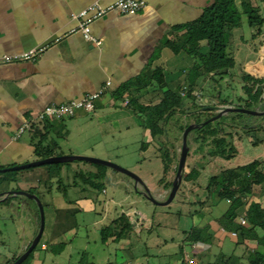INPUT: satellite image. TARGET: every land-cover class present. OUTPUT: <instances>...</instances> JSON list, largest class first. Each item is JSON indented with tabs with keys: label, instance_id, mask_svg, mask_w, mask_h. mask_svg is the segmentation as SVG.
I'll return each instance as SVG.
<instances>
[{
	"label": "crops",
	"instance_id": "1",
	"mask_svg": "<svg viewBox=\"0 0 264 264\" xmlns=\"http://www.w3.org/2000/svg\"><path fill=\"white\" fill-rule=\"evenodd\" d=\"M114 1L0 0V167L8 168L40 159L33 152V142L37 138L32 131H25L17 139L14 138L25 121L35 117L49 103L79 100L104 87L91 113L78 111L62 120L48 119L52 126L47 128V140L68 139L76 129L86 134L93 127L106 136L140 126L144 138L141 149L144 143H155L150 131L143 126L141 116L131 111L122 99H115L112 93L124 82L149 77L154 67L164 69L169 87L181 82L183 70L192 64V60L184 51L174 54L163 47L164 38L170 35L173 27L198 18L203 8L214 0H144L145 7L135 14L110 11L90 24V33L100 41L99 45L86 40L80 32L72 31L76 25V21L70 18L72 12H78L93 2L106 6ZM260 8L263 13L264 5ZM254 33L248 25L246 30L241 31L233 56L242 53V48L246 47L248 58L243 63V70L257 76L264 72V34L257 38L252 36ZM40 48L43 49L33 58L18 59L24 52ZM156 51L159 52L157 55ZM139 92L146 103H155L161 96L154 82ZM44 123L40 122V127ZM82 137L84 141L86 137ZM107 178L114 185L120 181L111 170ZM13 189L6 187L0 189V193ZM257 199L264 204V193ZM224 203L223 206L212 205L213 212L216 210L214 216L207 215L201 223L208 222L215 231L213 233H217L215 219L227 206ZM116 204L112 203L115 208ZM135 213L139 211L127 212L134 220L136 231L141 232L148 226V219H139ZM31 214V219H35V214ZM239 217L241 215L238 221ZM57 218L56 213H50V238L59 233L60 230L55 229L57 227L61 226L62 233L66 232L64 223H58ZM55 238L60 237L57 235ZM29 240H23L22 244L29 243ZM68 241L71 243L72 238ZM55 242H41L39 252L34 253L28 264H55L59 254L51 252L48 244ZM243 243L253 247L251 249L256 245L248 239ZM133 264L137 261L134 260Z\"/></svg>",
	"mask_w": 264,
	"mask_h": 264
},
{
	"label": "rangeland",
	"instance_id": "2",
	"mask_svg": "<svg viewBox=\"0 0 264 264\" xmlns=\"http://www.w3.org/2000/svg\"><path fill=\"white\" fill-rule=\"evenodd\" d=\"M245 22L246 19L243 16L242 26L234 29L233 53L234 47L238 44V36L243 29L246 30ZM261 33V35L264 34V24ZM261 35L255 37L260 38ZM243 48L242 53L235 54V67L230 74L224 75L218 86L221 98L227 97L235 103L237 98L243 95L239 76L243 72V63L248 58L246 47ZM262 68L264 70V67ZM190 101L185 99L187 103ZM198 101L206 103L205 99ZM224 108L225 106L217 105L215 110L218 113ZM227 113L229 112L224 114ZM223 119L220 126L229 129V125H223L228 123L229 119ZM258 123L261 124L260 128L251 131L252 136H248L241 128L242 126L231 123L233 143L237 150L236 156L231 159L207 160L208 157L203 156V151L197 153L193 151L197 144L192 143L183 173L198 163L205 167L201 169L196 181L182 180L173 200L167 205H155L148 199L149 196L145 195V192L156 200L168 195L169 189L164 188V183H159L163 175V162L159 156V148L161 147L163 152L170 147L171 143L177 153L175 160L177 164L181 135L175 131V122L169 126V129L173 131L168 136L163 135L159 141L151 145L144 144L142 149L141 143L144 138L143 128L140 126H135L128 131L112 132L106 136L93 127L89 128L86 134L76 129L71 138L57 141L60 145L57 149L58 153L96 157L132 171L143 181V184L136 185V189L133 179L120 172H114V176L122 181L116 185L110 183L107 178L110 169L106 166L105 178L99 180L103 184V190L100 191L97 185L92 187L86 184L83 179V176L87 177L86 174L81 177L76 176V173L94 171L97 168L94 163L79 160L63 163L60 165L62 166L60 174L52 177H49L47 165L0 173V189L9 187L14 190L17 188L23 191L30 188L36 190L44 204V231L35 252H39L41 242L57 241L53 243L57 244L53 252L61 253L55 264H79L81 259V264H133L134 260L137 264H248V253L253 247H247L245 243L239 242L241 238L233 235V232L221 231L214 226L217 233H213L214 230L210 229L214 240L212 237L209 243L202 244L187 241L185 231L192 226H200L207 215L214 216L216 210L213 212L211 206L214 205L215 199L213 195H208L205 189L210 175L222 169L250 163L255 159L264 161V118L257 119L252 126ZM80 136L86 137L84 141ZM190 138L191 136L189 141ZM253 140H257V143H253ZM82 142V145H78ZM147 147H150L149 150ZM174 176L175 172L170 171L167 180H172ZM196 201H205V203L202 205L199 202L194 203ZM12 202L13 207H11ZM113 202L117 203V208L112 205ZM223 203L224 201H220L217 204L223 206ZM1 204L3 203H0V264H6L15 253L20 251L23 240L31 239L35 235L37 220L31 219L32 211L27 208L28 206L25 208L19 205L17 200H12L9 204ZM28 205L32 210L35 207L32 202ZM136 211L139 213L134 215L139 216V219L142 217L143 220L148 219V226H145L143 231L130 232L117 243L107 245L101 243L98 230L100 227L110 223L119 213L127 214V212ZM53 212L58 215L56 219L58 223H64L66 232L62 233V227H57L55 229L60 230L59 233H54L50 238L49 216ZM57 235L60 238H55ZM71 238L70 243L68 240ZM59 243L64 244L63 248L58 246ZM48 244L50 248L52 243ZM255 247L264 253V246L255 245Z\"/></svg>",
	"mask_w": 264,
	"mask_h": 264
},
{
	"label": "trees",
	"instance_id": "3",
	"mask_svg": "<svg viewBox=\"0 0 264 264\" xmlns=\"http://www.w3.org/2000/svg\"><path fill=\"white\" fill-rule=\"evenodd\" d=\"M260 5H264V0H214L210 5L203 8L198 18L173 27L170 35L164 38L163 47L169 48L174 54L184 51L192 60V64L186 70H183L181 82L174 87H169L164 78V69L154 67L149 77L142 76L136 80L122 83L113 91V97L117 100H127L125 105L141 116L143 126L150 131L155 142L159 141L163 135L168 136L173 131L169 129V126L173 125L174 122L175 131L179 135H182L184 128L189 124L196 123L200 125L205 122L188 133L187 145L189 152L192 143H196L197 146L193 151L195 153L203 151V156L208 157L207 160L234 158L237 150L233 143V129L230 127H232L231 123L241 127L240 120L243 118V114L241 112H229L222 115L223 117L220 116L212 121H206L217 114L215 110L217 105L252 109L261 105L264 101L262 96L264 92V74L262 76H252L243 70L239 76L243 95L237 98L236 103L230 101L227 97L221 98L220 88H218L224 75L230 74V71L235 67L233 33L234 29L242 26V16H246L249 28L254 29L253 37L261 34L264 24V12L261 13ZM202 42H205V44H201ZM158 53L156 51V55ZM151 82L155 83L157 91L161 92V96L155 103H146L139 91L149 86ZM214 92L215 95H213ZM185 99H190V103L185 102ZM202 99H205L206 103L198 101ZM223 118L225 120L229 119L228 123L223 124L229 125V129L220 126L224 120ZM47 120H44L45 123L42 127H40V123H33V129L30 130L34 133V138H37L33 142V152L40 159L62 155V152H57L59 143L54 139L47 140L49 133L47 128L52 126ZM260 125L258 123L256 126L241 128L248 136H252L250 132L259 129ZM189 135L191 136L190 141ZM252 142L257 143V140ZM165 147L163 146V148ZM173 147L170 143V147H166L167 150L163 152L161 147L159 148V156L163 162V175L159 179V183H164V188L168 189L171 187L172 180H167V175L170 171L176 172L177 166L175 162L177 153ZM263 163V160L255 159L244 165L222 169L218 173L210 175L205 186L207 194L214 196V205L220 201L226 203L227 199L230 200V205H227L223 213L215 219L218 229L222 228L224 231L236 233L241 238L239 242H243L245 239L252 240L256 246H264V204L257 199L264 193ZM62 164H45L44 166L47 165L49 177L55 174L58 176ZM95 165L97 169L94 171H80L76 173V176L82 177L86 174L87 177L83 176L85 183L92 187L97 185L101 191L104 187L99 180L105 178L106 168L100 164ZM204 167L205 165L201 163L191 167L189 171L183 173L182 180L196 181L200 176L201 169ZM2 168L5 167L1 166L0 169ZM27 192L37 195L41 201L34 188L28 189ZM20 198L22 197L10 196L0 201V203L9 204L12 200ZM24 198L26 204L32 202L35 206L32 212L35 214V220H37L36 234L39 227L38 207L35 201ZM198 202L201 205L205 203V201L194 203ZM27 206L29 207V205ZM42 206H44L43 203ZM240 215L244 217L245 224L239 223L237 218ZM210 229L211 225L208 222L200 226H192L185 231V239L190 243H209L213 237ZM130 232H137L134 220L129 214L122 212L114 217L110 223L99 229L100 241L104 245L117 243ZM37 245L22 264L31 261ZM56 245H50L49 250L53 252ZM58 246L63 248L64 244L59 243ZM53 253L60 254L61 252L56 253L55 251ZM17 258L18 254L15 253L6 264H11ZM81 261L82 259L79 264H81ZM247 261L248 264H264V253L258 251L255 247L248 253Z\"/></svg>",
	"mask_w": 264,
	"mask_h": 264
},
{
	"label": "water",
	"instance_id": "4",
	"mask_svg": "<svg viewBox=\"0 0 264 264\" xmlns=\"http://www.w3.org/2000/svg\"><path fill=\"white\" fill-rule=\"evenodd\" d=\"M262 96L264 97V92H263ZM226 112H241V113H248V114H252V115H264V111L245 109V108H241V107H225L224 109L219 111L216 115L212 116L206 122L212 121V120L222 116ZM204 123L205 122L201 123L200 125L196 124V123H191L187 127H185L183 132H182L181 148H180L178 163L176 166V174H175V177L172 181V184H171L167 198L165 200H162V199L156 200L155 198H153L149 194H147L148 192H145V195L149 196L148 199L151 202H153L155 205H167L173 200V198H174V196H175V194H176V192L180 186V183L182 180V175H183L184 168H185V162H186L187 154L189 152V147L187 145V135L192 129L197 128V127L203 125ZM74 160L85 161V162H89V163L100 164V165L106 166L112 172H120V173H123V174L129 176L130 178L133 179V181L136 184L137 183L143 184V181L140 179V177L137 176L132 171H130L124 167H121L114 162H111L108 160H102V159H99L96 157L85 156V155H73V154L72 155L71 154L65 155L64 154V155L49 156V157H46L43 159L34 160V161L27 162V163L20 164V165L10 166V167L5 168V169H0V172L20 170V169H25V168H30V167L41 166V165H45V164L65 163V162H71ZM1 196H3V197H1ZM10 196L11 197L24 196L26 198H29V199L35 201L37 204V207H38V211H39V227H38L37 233L35 234V236L33 237V239L31 240V242L29 244L26 243L22 246V248L18 252V258L14 262L11 263V264H22L23 261L26 259V257L29 255V253L36 247V245L40 241V238H41L43 230H44V210H43V206H42L40 199L35 194L29 193V192L23 191V190H8L4 193H0V201H3L7 197H10Z\"/></svg>",
	"mask_w": 264,
	"mask_h": 264
},
{
	"label": "built area",
	"instance_id": "5",
	"mask_svg": "<svg viewBox=\"0 0 264 264\" xmlns=\"http://www.w3.org/2000/svg\"><path fill=\"white\" fill-rule=\"evenodd\" d=\"M146 3L144 0H116L106 6H102L98 2H93L89 4L84 9L78 12H72L70 18L76 21L75 27L72 29L73 32H80L86 40L93 41L95 44L99 45L100 41L94 38L90 33V24L103 16L104 14L110 11H118L120 13L126 14H135L136 12L142 10L145 7ZM43 48L38 50L31 49L27 52H24L18 59H30L35 56L38 51H41ZM104 88L86 94L83 98L79 100H71L62 103H49L46 105L40 113L35 117L25 121L16 131L14 138L20 137L25 131L32 130L33 123H40L46 119H56L61 120L65 117H70L75 115L78 111L84 113H91L94 110V102L104 92ZM127 103V100L124 101V104ZM226 204L230 205V200H226ZM239 223L245 224L246 221L244 217H239ZM236 233H233L235 235Z\"/></svg>",
	"mask_w": 264,
	"mask_h": 264
},
{
	"label": "flooded vegetation",
	"instance_id": "6",
	"mask_svg": "<svg viewBox=\"0 0 264 264\" xmlns=\"http://www.w3.org/2000/svg\"><path fill=\"white\" fill-rule=\"evenodd\" d=\"M263 106V107H262ZM261 107V108H260ZM252 110H257V111H263L264 110V101L262 102L261 105L255 106L252 108ZM243 114V118H241V126L242 127H246V126H252L253 124L256 123L257 119L262 118L263 115H252V114H248V113H242ZM178 163V162H177ZM176 174V172H175ZM175 177V176H174ZM174 179V178H173ZM172 179V181H173ZM182 181V180H181ZM138 184V183H137ZM134 182V188L137 185ZM136 189V188H135ZM170 190V189H169ZM169 193V191H168ZM168 196V195H167ZM22 198L18 199V204L22 205L23 207L26 208L27 204H26V200L24 198V196H21ZM167 197H162V200H165ZM34 237V236H33ZM33 237L29 240L31 241L33 239Z\"/></svg>",
	"mask_w": 264,
	"mask_h": 264
}]
</instances>
